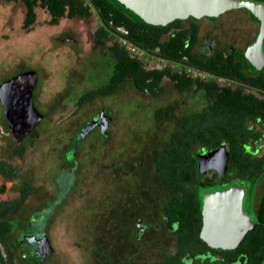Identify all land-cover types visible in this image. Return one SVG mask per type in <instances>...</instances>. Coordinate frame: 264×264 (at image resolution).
Masks as SVG:
<instances>
[{"label": "rangeland", "instance_id": "374dc122", "mask_svg": "<svg viewBox=\"0 0 264 264\" xmlns=\"http://www.w3.org/2000/svg\"><path fill=\"white\" fill-rule=\"evenodd\" d=\"M22 13L20 2L0 3V80L32 70L33 105L41 118L21 141L11 140L0 127V159L16 168L14 179L0 178V198L30 188L23 203L7 213L12 224L7 241L16 264H102L95 249L120 250L114 232L116 206L129 197L133 205L137 201V194L131 193V173L139 163L143 168L152 149L167 138V121L153 120L152 109L170 101L173 90L165 84L167 96L152 99L137 96L125 86L75 109L82 92L106 81L113 62L106 45L91 36L95 18H60L48 24L46 13L38 10L36 21L25 32L20 25ZM66 36L72 39L65 40ZM188 93L183 105L198 108L199 96ZM101 109L111 117L107 133L93 127L70 145L77 131ZM24 235L31 245L21 247L17 242ZM43 237L51 252L42 261L33 260L28 252ZM124 244L121 249L128 254L135 251Z\"/></svg>", "mask_w": 264, "mask_h": 264}, {"label": "flooded vegetation", "instance_id": "af4514ba", "mask_svg": "<svg viewBox=\"0 0 264 264\" xmlns=\"http://www.w3.org/2000/svg\"><path fill=\"white\" fill-rule=\"evenodd\" d=\"M252 1L264 4V0ZM17 2L20 1L0 0V3L6 5ZM20 3L23 6L20 25L25 32L29 31L30 26L36 21L38 10L46 13L47 20L51 18L47 10L35 6L34 22L29 25H23L26 8L22 2ZM90 17L95 18L94 15H89L85 19L88 20ZM67 18L71 17H65V19ZM259 23V20L252 17L244 8H231L214 17L186 16L175 18L167 23L170 25L162 37L169 39L174 33L181 30L185 31L183 48L187 49V53L195 59L192 64L187 62V56L185 55L182 56L183 61L164 60L154 56H147L138 47L140 54L134 55L143 60L144 68L146 69L168 67L170 73L183 74L184 77L181 80L179 78L161 77L158 81L161 91L157 94L137 89L132 84V81L126 78L122 79L118 83L117 88L107 95H113L121 87L123 90L125 86H129L133 88L137 96L161 99L167 96L164 93L165 84H169L173 90L168 95L170 101L168 100L152 109L153 120L160 123L167 121L168 124L166 125L167 138L162 144L168 142L175 132L182 131L181 119L183 117L189 116V119H191L193 113H202L205 107L220 98V96L231 97L232 125L230 128L232 130V148L243 150L250 158L262 157L264 156V35L260 46L261 51L251 52L249 56L245 53L248 46L256 38ZM217 68H222L221 71L225 70L224 73L217 74L211 70ZM110 74L104 83L108 81ZM14 75L16 74L2 78L0 84ZM188 76L198 78L200 81L199 87L195 83L185 84L180 87ZM31 79L30 75H26L17 81H13L10 85L3 86L1 89L2 97L7 99V96L12 94L14 90L24 95L30 88L33 105L32 94L36 84L35 73L34 83ZM213 83L218 87L217 90L211 87ZM227 86L232 89V93L223 95L218 93L220 88ZM212 89L214 90L212 93L208 92ZM237 90H239L238 93L236 92ZM189 91L193 94L192 96H199V100L202 103H200L198 108L191 105H183L184 102H187L188 98L186 96L190 95ZM162 107H165L166 111H164L163 115L157 117L156 110ZM180 108L182 110L177 112V109ZM101 111L103 112V118L108 121L105 131L107 133L111 119L109 112L101 109L91 121L97 120ZM0 116V127L6 131L2 125L4 108L1 100ZM40 118L41 116L38 118L37 115H31L26 118L30 123L37 120L30 131L38 124ZM94 128L100 130L98 125H95ZM30 131L22 139L16 141L23 140ZM76 134L70 145L73 144ZM223 143L225 146L227 145V141L224 139ZM190 148L199 151L210 149L203 144L197 143L191 144ZM153 160L151 151V156L148 162L144 164L145 166L140 168L141 164L139 163L138 169L131 173V176L134 177L131 193L137 194V201L135 200L136 203L134 202L133 205V199L131 204L129 197L128 201L124 199L122 205L116 206L118 227L114 232L117 233V243L120 250L119 252L111 253L105 249L102 258H100L102 264H131L133 261L135 264H264V172H261L263 170L262 166L237 172L235 167H231L227 162L226 170L221 174L211 169L203 173L206 176L214 175L216 180L225 177L223 181L219 180L214 185H226L230 182L242 185L241 206L252 221V225L243 232L234 246L214 247L201 238L199 233L202 225L201 192H198V196L193 200L197 206V218L187 221H168L166 219L164 207L172 200L170 197L171 192L168 186L157 178L152 165ZM262 165L264 166V159ZM140 169H143V172H140ZM229 171H232V175L231 173L229 174ZM142 179L144 182H142ZM128 186L131 185L127 184ZM150 187L154 190H149ZM203 190L210 191L213 188H203ZM125 191L126 188L121 189V196ZM156 194L159 196L157 195V197ZM126 206L131 207H128V210ZM156 208L158 210L154 214ZM24 239L28 246L31 245L27 238ZM124 243H128L129 247L135 251L132 254H128L121 249L125 245ZM32 249L30 253L38 258V261H42L51 252V247L46 237L34 242Z\"/></svg>", "mask_w": 264, "mask_h": 264}, {"label": "trees", "instance_id": "16d2710c", "mask_svg": "<svg viewBox=\"0 0 264 264\" xmlns=\"http://www.w3.org/2000/svg\"><path fill=\"white\" fill-rule=\"evenodd\" d=\"M18 1L22 2L26 8L23 25H29L34 22L35 6L42 7L50 13L51 18L47 20L50 24H55L60 18L74 16L85 19L89 15H94L96 24L91 31V36L94 40L105 44L108 52L112 54L111 74L106 83L82 92L74 103L75 109H78L91 99L113 92L122 79H130L132 84L141 91L146 90L157 94L161 91L158 86V81L161 77L179 78L180 80L184 77L183 74L170 73L168 67L163 69L144 68L143 60L128 52L121 40L138 47L147 56L171 61H183L182 56L185 55L187 56V62L192 64L195 61L187 53V49L183 48L185 31H178L169 39H164L162 35L170 24L157 26L138 21L128 15L116 0ZM211 70L217 74H223L225 71H221L222 68ZM190 83H195L197 87L200 85L198 78L188 76L180 87ZM211 87L215 90L218 89L214 83ZM213 91L212 89L208 92L212 93ZM236 92L238 93L239 90ZM218 93L221 95L232 93V89L227 86L220 88ZM164 111H166L165 107L158 108L156 116L160 117L164 114ZM181 121L182 131L175 132L168 142L152 150L154 159L152 165L157 178L165 183L171 192L170 197L172 200L164 207V214L168 221H187L197 218V206L193 202L198 196L197 193L201 192L203 188L214 189L223 186V184L214 185V183L219 180L223 181L225 177L216 180L214 175L198 174L195 153L199 152V150H192L190 148L191 144H203L207 148L212 149L223 143L224 139L227 141L225 146L228 152L227 162L231 167H235L237 172L261 166L263 169L261 172H264V166L262 165L264 156L250 158L243 150L232 148V130L230 128L232 125L231 97L220 96V98L205 107L202 113H193L191 119H189V116H185ZM5 132L11 140L16 141L7 131ZM15 173L16 168L14 166L0 159L1 179L4 181L12 180ZM29 192V186H25L15 196L0 198V264H16L15 253L7 241L12 229L7 213L19 207ZM24 238L25 235L20 241L18 240L17 245L22 247L23 243H27ZM28 253L33 260H39L32 256L30 252ZM95 253L100 256L104 254L100 247L95 249Z\"/></svg>", "mask_w": 264, "mask_h": 264}, {"label": "water", "instance_id": "95a60500", "mask_svg": "<svg viewBox=\"0 0 264 264\" xmlns=\"http://www.w3.org/2000/svg\"><path fill=\"white\" fill-rule=\"evenodd\" d=\"M116 2L136 20L157 26H163L175 18L214 17L231 8H244L260 22L256 38L245 53L249 56L251 52L261 51L260 46L264 35V4L261 2L252 0H116ZM64 39L71 40L72 38L66 36ZM252 63L255 65L253 61ZM26 75H30L34 83V72L29 70L22 71L0 84V100L4 108L2 125L15 140L22 139L37 122L35 120L30 123L26 118L31 115H37L38 118L40 116L32 105L30 88L24 95L14 90L7 96V99L2 97L1 89ZM107 124L108 121L103 118L101 111L97 120L88 121L83 125L76 134L73 144L95 125H98L100 131L105 133ZM195 157L199 175L210 169L219 174L226 170L228 152L223 143L212 149L196 152ZM242 192L243 186L236 182H230L210 191H201L202 225L199 233L200 237L210 246L232 247L243 232L252 225V221L241 206Z\"/></svg>", "mask_w": 264, "mask_h": 264}, {"label": "built area", "instance_id": "2783aa9c", "mask_svg": "<svg viewBox=\"0 0 264 264\" xmlns=\"http://www.w3.org/2000/svg\"><path fill=\"white\" fill-rule=\"evenodd\" d=\"M119 29L122 30V28H120V27H119ZM121 43L128 50V52H130L132 54H140L139 49L137 47L131 45L130 43L126 42L125 40H121Z\"/></svg>", "mask_w": 264, "mask_h": 264}]
</instances>
